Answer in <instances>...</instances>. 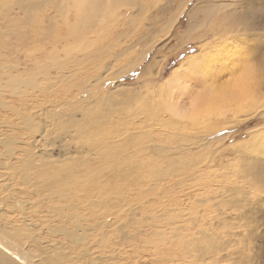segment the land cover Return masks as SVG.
Returning a JSON list of instances; mask_svg holds the SVG:
<instances>
[{
	"label": "rangeland",
	"instance_id": "rangeland-1",
	"mask_svg": "<svg viewBox=\"0 0 264 264\" xmlns=\"http://www.w3.org/2000/svg\"><path fill=\"white\" fill-rule=\"evenodd\" d=\"M0 1V98L7 102L0 104V140L14 131L24 138L14 150L0 142V229L13 236L7 247L24 254L27 264H264V153L250 150L251 138L264 132V94L238 107L226 92L234 83L245 84L247 95L255 91L260 60L264 66L263 0H152L122 7L104 30L95 23L80 31L87 45L71 54L69 43L79 39L78 31L69 33L71 22L61 21L57 37L48 17L35 21L23 8L31 0ZM220 5L246 23L213 42L208 28L225 14ZM153 40L145 59L128 65ZM224 41L229 53L221 52ZM206 51L213 55L203 72L223 73L216 83L200 86L206 95L198 122L175 119L171 127L130 132L131 120L124 117L115 128L117 110L127 115L135 108L142 118L147 92L154 89L157 99L176 68ZM231 63H238V71L227 70ZM11 75L24 84L21 93L7 91ZM195 84L191 79L188 87L195 91ZM214 85L220 92L212 91ZM101 114L111 124L93 130ZM28 116L45 122L49 134L26 125ZM44 169L50 176L67 173L59 186L53 184L54 198L51 189L33 185L35 178L44 180ZM58 189L74 203L78 196L83 200L77 231L88 233L87 243L53 232L55 202L62 204L66 223L78 220V209ZM165 210L173 211L169 218Z\"/></svg>",
	"mask_w": 264,
	"mask_h": 264
},
{
	"label": "bare ground",
	"instance_id": "bare-ground-1",
	"mask_svg": "<svg viewBox=\"0 0 264 264\" xmlns=\"http://www.w3.org/2000/svg\"><path fill=\"white\" fill-rule=\"evenodd\" d=\"M148 1H152V0H31V1H28L27 3L23 4V8L27 12L35 14V16H36L35 21L37 19L40 21L44 17H48L51 21V24H52V25H50V27L53 28V31H55L54 35L56 34L57 37L62 38V35L59 34V30L62 27L61 21L66 19V20H68V22H71V24H69V27H70L69 33H70V35H74L75 32L78 31V33L75 36H76V38H79L75 42L72 39L73 42L69 43V53L71 54V53H73V50L76 49L77 47L87 45V42L82 43V41L79 37L80 31H82L83 29L88 30V28L94 29L95 23H99L100 29L104 30L106 27L110 26V24L115 23L117 21L118 16H119L120 12L122 11V7L145 6L148 3ZM18 2H19V0H16L17 4H18ZM262 3H264V0L262 1ZM2 4H4V2L0 1V5H2ZM38 8H41V11L44 12L43 15H41V16L36 15L38 13L37 12L35 13V11L38 10ZM205 10H203L204 13L206 12ZM50 11L56 13V15L53 16ZM139 11H142V8ZM75 23H76V26H75ZM237 27H239V23L229 21L227 16L225 14H222V15H218L216 17V20L208 28V30H209L210 34H213L214 36H216V37L212 38V41L214 42V41L226 40L230 35H232L233 32H237L233 29V28H237ZM206 31L207 30H205L204 32H206ZM60 33H62V30L60 31ZM99 38H100V36H99ZM202 38H203V35L200 36V40H202ZM154 41L155 40H153L152 43H148L146 45V47L143 49L142 53L139 56H136L134 59L130 60L128 65H134V60H138L139 63L141 61H143L145 59V57L148 55V51L154 46V44H153ZM226 42L225 41L223 42V47H221V49L224 51H221V52H226L227 47H229V45L225 46V45H227ZM230 43H231L230 45H233V46L235 45V43L234 44H232V42H230ZM100 45L105 46V44H102V43ZM228 50L231 51V49H228ZM226 53H229V52H226ZM204 55H206V57H203L202 59L199 58L195 61H191L192 59L187 60V62L183 64L184 66L182 65L183 68H179V69L176 68V71L173 74L172 78L168 79V77H167L168 80L166 79L165 83L162 84L160 87L161 91L160 92H159V90L157 91L158 92V95L156 96L157 99H155V96L153 95V93L156 92L154 89H153V91L147 92L149 94V96H147V97L150 98V101L148 103H145L144 106L142 104H140V106H139L140 107V110H139L140 113L142 110V118L137 117L139 113L134 112L135 108H133L134 111H131L130 114H127V115H122L121 111L117 110L118 113L113 114L114 115L113 121L115 122V125H116L115 128L117 127L118 124H123V120L125 119L124 117L131 120L129 128L126 127V129L130 130V132H133L134 130H137L138 128H140V129L141 128L154 129V128L171 127L170 124L175 119L181 120L183 118H187V119H190V121H192L194 123L198 122L200 119V115H201V105L203 103V101L200 98L204 97V95H206L205 91H203L202 87H200V86L205 85V83H207L209 80L212 83H214V82L216 83L217 80L219 81L222 79V73H223L221 71V69L220 70H218V69L217 70H215V69L211 70L210 69L208 72H203L204 64L206 63V61H209V59L212 57L213 54L210 51H206ZM231 56H233V55L231 54ZM76 59L77 58L72 56V60H76ZM232 63H231V65H228V64L226 65L227 70L230 69V70L238 71L239 67H237V69H235L236 64H238V63H234V64H232ZM52 64L58 65L59 62L56 60V61H53ZM259 64H261V66H262V68L260 67L261 73H262V72H264V66L262 65L261 60H260ZM106 70H108V69H106ZM191 70L198 73V75H195V76L191 75L190 74ZM200 73H203V78H201ZM101 75H99V76H101ZM191 79L197 81L195 86H197L198 88H195L196 89L195 91H193L192 88L190 89V87H188V82ZM1 81H2V79L0 80V89H2ZM182 83H184L185 85H183ZM6 84H7V87H6L7 91H14L15 93H21L20 88L24 85L22 83V81L20 80L19 76H13V75L7 77ZM181 84L184 86V89L180 88ZM234 85H235V88L233 90L230 89L226 92H227V94L229 92V96L231 98L235 99L236 101H238V103H237L238 107H239V104L243 105V103L246 100L249 101L251 99V101H252V98L254 97V95L257 94L256 89L258 86V82L255 85V91L252 94H248L249 96L246 93L247 90H245L246 89L245 84H241V86H240L238 83L237 84L234 83ZM209 86H211V85H209ZM216 86L217 85H214L211 88L212 91H215L218 89ZM129 88L133 89V87H129ZM227 89L228 88H226V90ZM240 89H242V90H240ZM147 90H149V89L147 88ZM217 92H220V91L217 90ZM122 94H124V93H122ZM217 95H219V94H217ZM242 97H245V98H243L244 101H241V99L239 100V98H242ZM92 98H94V97L92 96ZM255 98H257V96ZM6 103L7 102L5 100L0 98V104L2 106H5ZM120 104L121 103H119V105ZM127 105L125 104V107ZM143 110H144V112H143ZM230 110H232V109H230ZM232 111H233L234 115L237 112L236 109H233ZM249 111H251V110H249ZM102 112L104 113V111H102ZM143 113H144V116H143ZM109 115H111V114H109ZM27 118L29 119V121H27L28 120ZM27 118H26V123H27L26 125H28L30 122V123H32L31 125L36 126V128L33 127V128H35V130H42L43 129L42 134H44V135L49 134L50 129H49V126L45 125V122H42L41 120L35 121L32 118V116H28ZM109 119L110 118H107V117L103 116L102 114L99 115L98 117L96 116V118L92 121V124H91V126H93L95 129L94 128H92V129L96 130L97 126H101L104 130H106L105 129L106 126H109L111 124V121H112V119H110V120ZM133 120H135V121H133ZM175 121H177V120H175ZM201 121H204V120L202 119ZM179 122H180V125L182 124L184 127L187 125V123L185 124V122H183V121H179ZM128 123H129V121H128ZM177 124L178 123L176 122L175 125H177ZM121 126L125 127L123 125H121ZM0 132H1V130H0ZM4 134L6 135V133H4ZM113 137H114V140H116L118 138L117 135H114ZM23 139L24 138L22 136H20L18 133H15V131H14L13 133H10L8 136L3 137V139H1L0 142H1V144L6 145L9 148V150H14L15 149L14 145H17L18 143L22 142ZM251 139H252V143H250V145L252 146V149H250L251 152H258V151L262 152L263 151V153H264V132H259L257 134V138L254 137V139L253 138H251ZM2 166H4V165H3L2 160H0V174L2 173V169H3ZM55 169H56V167H55ZM68 171H70V168L66 172H68ZM78 171L75 169L74 173H78ZM49 173L51 174L50 169H48V170L44 169V171L39 173V176L41 174V176L44 177V180H39L38 178H35V182L33 185H35L37 187L41 186V187H44L45 189H51L50 194L54 198V191H55V189H57V188H54V185L59 186L60 181L62 182L63 180L66 179L67 173L64 174L63 176H62V174L57 175V177L55 176V173L52 176H50ZM1 176H3V175L1 174ZM29 176H30V174H29ZM43 182H44V184H43ZM56 192L58 193L59 197L66 202L67 205L71 206L72 209H78V211L73 212L74 215H78V220L74 223H66V221L63 220L64 216L62 215V212L59 209L62 207V204L55 202L51 206L52 211L55 212V214L51 213V215H55V219H56L55 227H53V232L61 233L66 238H68L71 242L72 241L77 242L78 240H83L85 243H87L86 242L87 238L90 237L88 235V233H86L85 231H83V232L77 231V227H80L82 225V219L83 218L78 213L80 212L79 210H80V206L82 205L83 200H81V198H79V196H78L76 198L77 203H74L75 200L73 198H69L68 194H66V198H67V200H66L63 193L59 189L56 190ZM39 200L42 201L43 199H39ZM221 201H222V199H221ZM172 212L166 211V213H167L166 216L169 218ZM175 212H176V210H175ZM73 214H72V216H73ZM191 214H192V212H191ZM70 215L71 214H68V216H70ZM32 220L35 222V224H37L35 221L37 219L32 218ZM82 229L85 230L84 227H82ZM208 239H210V238H208ZM12 240H13V236H11L9 234V232L3 231L0 229V264H27V263H25V257H24L25 255L24 254L20 255V252H18L14 248L12 250L11 248L6 246L5 243H8V244L12 243ZM58 242L59 243L61 242V244L59 245V248H62V246L64 245V242L62 240H58ZM5 258H8V260H5ZM37 264H46V263L40 262Z\"/></svg>",
	"mask_w": 264,
	"mask_h": 264
},
{
	"label": "clouds",
	"instance_id": "clouds-1",
	"mask_svg": "<svg viewBox=\"0 0 264 264\" xmlns=\"http://www.w3.org/2000/svg\"><path fill=\"white\" fill-rule=\"evenodd\" d=\"M221 6H224V11H225V15L228 17V19L230 21H233V22H236V23H239V27H242L244 23H246V21H235L233 19V16L234 14L232 12H230L229 8L225 5H220V6H216V7H221ZM238 27V28H239ZM237 28V29H238ZM261 57H264V55H261ZM256 93L257 95H260V94H264V72H262L259 76V79H258V86H257V89H256Z\"/></svg>",
	"mask_w": 264,
	"mask_h": 264
},
{
	"label": "snow or ice",
	"instance_id": "snow-or-ice-1",
	"mask_svg": "<svg viewBox=\"0 0 264 264\" xmlns=\"http://www.w3.org/2000/svg\"><path fill=\"white\" fill-rule=\"evenodd\" d=\"M252 71L255 72V69H253ZM200 76H201V78H203V73H200ZM196 82H197L196 80H192V83H196ZM254 83H255V81H254Z\"/></svg>",
	"mask_w": 264,
	"mask_h": 264
}]
</instances>
